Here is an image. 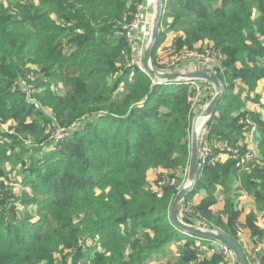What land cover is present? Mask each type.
I'll return each instance as SVG.
<instances>
[{
    "label": "trees",
    "instance_id": "1",
    "mask_svg": "<svg viewBox=\"0 0 264 264\" xmlns=\"http://www.w3.org/2000/svg\"><path fill=\"white\" fill-rule=\"evenodd\" d=\"M16 2L11 11L0 0V118L9 124L0 135V157L19 147L12 158L26 168L31 155L26 173L36 180L27 185L43 201L20 200L0 184V264H159L173 242L179 246L177 264H223L219 256L201 260L196 238L171 222L179 186L158 184L156 191L148 183L152 171L171 173L174 181L189 166L196 93L191 84L155 85L132 64L125 28L146 0ZM169 33L177 36V53L208 44L223 56L210 65L225 89L206 126L211 142L238 146L247 116L261 136L258 162L238 168L229 159L199 169V181L181 207L184 219H200L237 243L238 226L262 239L255 213L241 224L233 205L226 220L212 207L218 186L236 179L264 211V114L240 111L241 91L253 92L264 81V0H164L152 55L159 69L157 54ZM20 81L35 88L28 93ZM31 96L52 113L44 114ZM74 124L56 144L60 159L40 167L43 148L24 142L47 145L58 130ZM201 189L208 197L192 206ZM94 238L100 248L90 246Z\"/></svg>",
    "mask_w": 264,
    "mask_h": 264
},
{
    "label": "crops",
    "instance_id": "2",
    "mask_svg": "<svg viewBox=\"0 0 264 264\" xmlns=\"http://www.w3.org/2000/svg\"><path fill=\"white\" fill-rule=\"evenodd\" d=\"M153 12L154 10L152 11L148 10V11H145L144 13V18L148 19V22H151V25L153 22L152 21ZM144 25L145 24H142L140 29L137 30L136 32L138 49L142 53V55H144V51L147 46L145 44V47L143 49L144 45H142V42H143V37H144L143 35ZM151 29L152 28H150V31ZM176 37H177L176 35L169 33L167 35L165 42L161 45L158 51L157 63L163 68V71L174 72V73L175 72L176 73H187V72H192V71H200L204 68H207L209 72H213L210 65L204 64L203 61L198 60V58L183 57L182 53H177L173 45L174 41L176 40ZM176 58H178L177 59L178 62L176 66L170 71L169 61H171L172 59L175 60ZM165 84H168V83H165ZM208 97L210 96L205 95L201 97L200 104H199L200 113L203 112V110L205 109L204 108L205 104L210 102L213 98L212 97L210 100H207ZM240 99L242 101V108L240 109V111H244V112L250 111L253 113L264 114V81H260L258 83L256 90L253 92L242 90ZM254 108L256 110H254ZM237 114H239V112ZM260 139H261V136H260ZM257 145L259 146L258 142L256 143V146ZM224 152H222L219 155V162H224L226 160H229L227 153H224ZM149 175H153V172H150ZM187 175H188V169H187ZM207 197H208V194L206 190L201 189L196 195H194L193 200L191 201V205L192 206L198 205L202 201H204V199H206ZM215 200H216V204L213 205L212 209L214 210L215 213L223 215V218L225 220L227 219L226 211L231 205H233L235 209L241 212V217H240L241 224H245L246 218L250 213H255L258 226L261 228V230L264 233V211H261L258 209V206H257V203L254 197L246 191V189L243 187V185L238 180L234 179L233 183L230 184L229 186H225V187L218 186V189L215 195ZM204 226L205 225H203L202 221L199 219L197 227L206 228ZM243 229L245 231L241 236L239 244L243 248L245 256L248 259L249 264H264V236L262 239L258 240L252 236V233L246 227L245 228L243 227ZM195 242L198 244L200 248H202L203 251L202 250L201 251L204 254L206 253L208 255V260L212 259L211 257L218 256V255H212L208 251V246L212 242L203 241L197 238L195 239Z\"/></svg>",
    "mask_w": 264,
    "mask_h": 264
},
{
    "label": "built area",
    "instance_id": "3",
    "mask_svg": "<svg viewBox=\"0 0 264 264\" xmlns=\"http://www.w3.org/2000/svg\"><path fill=\"white\" fill-rule=\"evenodd\" d=\"M155 9V0H146V3L143 5H140L138 8V12L128 27L125 28L127 33V38L130 41L131 44V51H132V64L137 65L141 70L142 69V53L138 49V42L136 37L137 30L140 29L142 24L144 25V37L142 45L143 49L145 47V44L147 45L150 36L151 31L150 28H152L151 22H148V19L144 18L145 11L148 10H154ZM152 19V18H151ZM147 20V21H146ZM153 21V20H152ZM149 28V29H148ZM197 58L203 61L206 65H218L220 61L223 59V56L220 54H217L213 49L209 48L205 50L202 54H199ZM175 64H169V67L174 68ZM186 85L191 84L193 89L195 90V99L194 103L192 105V110L196 111V109L199 110V104L200 99L202 96H213L216 93L215 87L206 82V81H185L183 82ZM181 84V83H176ZM19 88H22L28 93L31 92V89H33L32 85L28 84L26 81H20L18 84ZM31 103H35L34 101L30 100ZM209 103V102H208ZM208 103L205 104V107L208 105ZM204 107V108H205ZM254 110H256L254 108ZM200 111V110H199ZM244 112V111H242ZM255 112V111H254ZM200 113V112H199ZM199 115V114H198ZM197 120V119H196ZM211 119H208L205 121H202L204 123H201L199 128V169H201L204 166H216L219 162V155L215 154L216 151L224 152L228 151L227 156L230 160H233L236 163V166L238 168H245L247 167L251 162H254L259 159V148L258 145L256 146V143H260V134L258 130L257 123L250 117H244L242 119V123L245 124L247 127V131L245 132V138L242 139L240 144L236 147H231L224 143L223 141H217V142H211L209 139V136L207 135V123ZM0 128H2V131H6L7 125L3 122V120L0 118ZM4 140L0 139V144H4ZM182 212V210H181ZM238 238L241 239L242 234L244 233V229L241 226H238ZM208 251L212 255H218L221 256L223 259V264H239L237 261V258L233 251L228 248L226 245L218 242H212L208 246Z\"/></svg>",
    "mask_w": 264,
    "mask_h": 264
},
{
    "label": "water",
    "instance_id": "4",
    "mask_svg": "<svg viewBox=\"0 0 264 264\" xmlns=\"http://www.w3.org/2000/svg\"><path fill=\"white\" fill-rule=\"evenodd\" d=\"M164 11V0H155V9L153 15L151 36L149 42L145 48L144 55L142 58V69L153 79V83L156 84H172V83H183L185 81H206L212 84L216 93L212 100L205 107L203 112L199 114L198 118H202L203 121L211 119L222 101L225 93L224 83L214 73H210L206 70L192 71L187 73H174L159 71L156 69L152 55L157 45L159 34H160V20ZM197 121V120H196ZM196 121L192 125L191 135V158L188 166V182L190 184L185 185L176 195L174 202L170 208V220L174 226L184 234L195 237L197 239L207 242H218L226 245L235 254L239 264H249L248 259L245 256L243 248L239 243L230 239L224 233L218 231H212L210 229H203L191 224H186L180 219V211L183 202L186 197L193 192L198 181H199V128L196 129ZM204 123V122H202Z\"/></svg>",
    "mask_w": 264,
    "mask_h": 264
},
{
    "label": "rangeland",
    "instance_id": "5",
    "mask_svg": "<svg viewBox=\"0 0 264 264\" xmlns=\"http://www.w3.org/2000/svg\"><path fill=\"white\" fill-rule=\"evenodd\" d=\"M16 1L17 0H4V2H5L4 4L6 5V8L11 9V11H15L16 10V7H17V3H18ZM153 15H154V12H153L152 16ZM261 37H262L261 39H262V41L264 43V34H262ZM207 45L208 44H204L205 47L203 48L202 45L199 44V45H196L193 50H187L186 49V50H184L182 52V56L183 57H193V58H197L198 56H200L199 54H202L205 50L211 48L210 46H207ZM177 59L178 58H176L175 60L172 59L171 61H169V64H171V65L172 64H175V66H176V64L178 62ZM198 60H200V59H198ZM156 69H158L159 71H163V69H159L157 67H156ZM169 69L171 71L173 69V67H170ZM202 70H206V71L209 72V70L207 68H204ZM210 73H214V72H210ZM214 74H216V73H214ZM34 80H35V82H37L38 81L37 77H34ZM32 87L35 88V83H32ZM30 100L34 101L35 102L34 104H36V106L38 108H40V110L43 111L44 114H50V113H52L51 109L48 108V106H46L44 104H41L39 102V100L36 98V96L35 97L34 96H31L30 97ZM192 114H193V118H192V125H193L194 122L196 121V119H198V117H199L198 114H200V113H199V110L196 109V111L192 110ZM6 125H7V129H8L9 124L7 123ZM77 126L78 125L74 124V125H70L69 127L65 128V129L58 130L56 132V134H55V137H53L52 139H50V143H48L49 145L48 144L45 145V143H42V144H38L37 145V144H34V143L30 142V141H25L24 142V146L25 147H28V148H34L36 146H39V147H42L43 148L39 152V155H38L39 156L38 160H41V161H38V163H39V166L41 167L46 162H49L51 160H59L60 159V156L59 155H54L55 152H56L55 151L56 150V144H58V142L61 141V140H64V139L66 140V138L68 136V133L73 132L77 128ZM1 130H3V129L0 128V135H1V133H3V131H1ZM191 135H192V133H191ZM1 145H3V144H1ZM190 146H191V144H190ZM20 152H21V149L19 147H17L16 149H14V151L8 153V155H7L8 157L7 158H5L4 156L3 157H0V167L6 173V176L5 177H0V184H4V187H5L6 192H12V193H14L17 196V198L20 199V200L25 199V198H30V199L33 198L35 200L43 201V199H40V196L38 194L35 195L32 192L31 186H28L27 185L28 184L27 182L29 180H36L35 177H33V176L30 177L28 175V173H26L27 166L29 167V165L33 161V159L30 157L31 155L28 154L27 157H25L26 168L21 167V165L18 166V164L13 161L12 156L14 154H18ZM53 156H54V158H53ZM256 162H258V160L254 161V162H251L249 165H251L253 163H256ZM187 169H188V166H187ZM187 169H186V171H185V173L183 175L177 174L176 176L177 177L179 176V177H178V179H175L174 181L173 180H170V175H172L171 173H168L166 171L165 172L152 171L153 172V175H149V178H148L149 186L153 190H156L157 191L158 189H161V188H159V185L158 184H160L161 186H163V185H169V184H177L179 186L178 189L180 191L186 185V183L188 181ZM173 202H174V200H173ZM17 205L19 206V209L22 212L23 205H21V203H19ZM35 210H39V209L37 207H34V211ZM24 216H26V215H24ZM38 218H39V215H37L36 217H33L32 220L36 221V219H38ZM180 219L184 223H186V224H191L192 223V222L186 221L184 219L183 212H181V211H180ZM195 222H197V223H195ZM191 225H194V226L197 225L198 226V220H195L194 223H192ZM204 227H206V226H204ZM207 228L210 229V230H212V231H218V232H221L222 233V231L218 230V228H216V227H206V228H203V229H207ZM98 239L99 238H94L93 239V242L90 243V246L91 247L100 248L99 247L100 246V242L98 241ZM168 247L169 248H168V257H167V259L161 260L159 262V264H167L168 260H171L172 261V264H177V257H178V252H179V246L176 245V242H173L170 245H168ZM205 258H208V255L206 253L200 259L204 261ZM155 264H158V263H155Z\"/></svg>",
    "mask_w": 264,
    "mask_h": 264
},
{
    "label": "bare ground",
    "instance_id": "6",
    "mask_svg": "<svg viewBox=\"0 0 264 264\" xmlns=\"http://www.w3.org/2000/svg\"><path fill=\"white\" fill-rule=\"evenodd\" d=\"M203 119L202 118H198L197 121H196V129H198L202 123ZM190 184V182L187 181L186 185Z\"/></svg>",
    "mask_w": 264,
    "mask_h": 264
}]
</instances>
